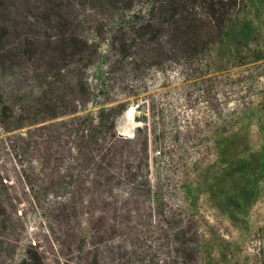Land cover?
Listing matches in <instances>:
<instances>
[{
    "label": "rangeland",
    "instance_id": "obj_1",
    "mask_svg": "<svg viewBox=\"0 0 264 264\" xmlns=\"http://www.w3.org/2000/svg\"><path fill=\"white\" fill-rule=\"evenodd\" d=\"M223 1L230 7L205 51L176 60L150 55L135 65L116 57L109 40L130 12H100L102 38L84 34L98 55L88 68L65 73L82 79L87 93L80 97L67 86L75 114L46 123L53 133L99 109H115L113 115L124 108L116 135L148 148L151 195L142 213L151 218L137 228L136 246L128 237L94 241L93 223H108L111 215L92 203L95 195H70L65 185L54 193L27 189V165L11 143L29 124L17 117L0 125V264H21L29 248L44 264H264V0ZM28 6L0 0V26L12 31L28 22ZM146 7L139 0L134 11ZM0 90L18 114L20 99L31 100L35 91L26 66L0 68ZM70 165L67 155L64 183ZM64 206L72 213L68 223Z\"/></svg>",
    "mask_w": 264,
    "mask_h": 264
},
{
    "label": "trees",
    "instance_id": "obj_2",
    "mask_svg": "<svg viewBox=\"0 0 264 264\" xmlns=\"http://www.w3.org/2000/svg\"><path fill=\"white\" fill-rule=\"evenodd\" d=\"M138 1L28 0V22L14 24L12 31L7 25L0 26V68L26 66L35 87L31 100L20 99L18 114L0 90V125L17 117L29 124L11 143L19 158H24L19 162L27 165L22 181L33 195L54 193L64 185L71 190L70 195H95L92 203L97 209L111 213L108 223L101 217L92 225L93 239L98 243L128 237L136 246L140 241L137 228L142 229L143 220L151 218V212L142 213L151 186L147 142L135 148L136 144L115 133V120L124 112L123 107L116 108L113 115L115 109H99L92 118L82 117L73 124H61L53 133L45 132L46 123L75 114L66 102L67 86L80 97L87 93L82 79H67L65 74L69 67L78 72L88 68L98 55L99 46L86 39L85 30L100 40L103 21L98 19L99 13L129 11L128 19L110 33V48L116 57L132 65L150 55L156 59L169 55L175 60L195 57L205 51V42H211L230 7L223 0H145L147 7L134 11ZM49 78L54 84L47 85ZM46 88L57 94L55 99H47ZM67 155L72 174L64 183L60 170ZM4 185L0 175V190ZM61 217L67 223L72 218L66 206ZM21 264L44 261L37 250L29 248Z\"/></svg>",
    "mask_w": 264,
    "mask_h": 264
},
{
    "label": "bare ground",
    "instance_id": "obj_3",
    "mask_svg": "<svg viewBox=\"0 0 264 264\" xmlns=\"http://www.w3.org/2000/svg\"><path fill=\"white\" fill-rule=\"evenodd\" d=\"M131 112L133 113V110H130V111H129V113H131ZM129 113H128V114H129ZM125 115H126V114H125ZM130 116H131V115H130Z\"/></svg>",
    "mask_w": 264,
    "mask_h": 264
}]
</instances>
